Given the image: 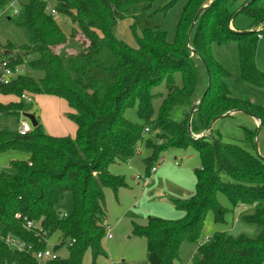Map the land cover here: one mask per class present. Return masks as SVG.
I'll return each instance as SVG.
<instances>
[{
	"label": "trees",
	"instance_id": "16d2710c",
	"mask_svg": "<svg viewBox=\"0 0 264 264\" xmlns=\"http://www.w3.org/2000/svg\"><path fill=\"white\" fill-rule=\"evenodd\" d=\"M53 1L55 14L46 0H28L17 16L30 44H0V71L4 64H26L42 74H23L0 86L2 95L19 99L0 104V115L27 119L24 94L59 97L69 106L67 117L76 125V136L48 134L36 113L37 125L24 136L0 127V154L28 155L11 161L15 174L0 170V264H83L88 252L91 264H98L107 256L105 190L117 194L128 187L110 166L132 160L145 148L148 174L166 160L167 152L190 147L201 157L195 193L170 199L182 217L150 218L146 226H134L133 236L147 239V264H176L184 243L198 244L191 264H264V158L256 150L257 129L244 128L245 146L225 142L213 130L216 120L235 112L250 114L264 130V107L233 95L227 83L231 73L214 55L215 44L236 42L242 78L264 86V72L255 62L264 0L240 5V0H186L173 40L165 31L138 33L132 25L136 46L120 40L115 29L138 13L152 14L159 0ZM180 1L169 0L159 10L167 12ZM9 2L0 0V11ZM56 15L68 17L81 35L74 30L67 36ZM239 16L250 20L247 30L235 25ZM158 99L163 100L156 110ZM134 108L139 123L126 117ZM177 108H182L180 120L173 119ZM67 192L72 210L62 215L59 205ZM219 192L234 209L253 208L243 218L260 228L257 238L217 233L209 242L203 240L207 214L212 211L215 221L223 223L228 211L218 203ZM27 221L34 228L27 229ZM7 236L20 238L34 251L52 247L58 257L41 263L33 252L11 248L4 241ZM63 248L66 258L59 255Z\"/></svg>",
	"mask_w": 264,
	"mask_h": 264
},
{
	"label": "rangeland",
	"instance_id": "374dc122",
	"mask_svg": "<svg viewBox=\"0 0 264 264\" xmlns=\"http://www.w3.org/2000/svg\"><path fill=\"white\" fill-rule=\"evenodd\" d=\"M46 1L53 10L54 1ZM168 1L159 0L155 4L152 14L138 13L135 18H128L120 22L115 29L117 37L131 46H136L132 31V25H135L138 33L145 29L165 31L168 33L169 39L173 40L186 0H181L174 7L167 10V12H164L163 9L159 10ZM27 2L28 0H19L17 8L20 12H22L23 6ZM243 2L244 0H240L239 5ZM55 17L67 36H70L74 30L81 35L78 26L68 17L64 15H56ZM17 18L13 14V8L8 5L0 11L1 45L9 43L19 48L30 44V36L24 28L17 25ZM235 25L247 30L250 26V20L244 16H239ZM259 30H263V33L261 32L263 36L258 40L255 62L257 69L264 72V25ZM214 55L231 73V77L227 79V83L233 95L248 97L256 104L264 107V86L258 83H250L242 78L238 44L233 42L227 47L215 44ZM21 68L24 74L35 78L42 75L41 73L31 71L26 64ZM262 81L264 82V80ZM161 89L160 91L166 93L164 87ZM27 96L31 99V102L23 101L26 113L32 115L36 113L48 134L75 138L77 128L67 117L69 110L65 100L54 96L29 94ZM162 100L158 99L155 101L156 110L159 109ZM181 116L182 108H177L173 113V119L180 120ZM126 117L133 123L141 122L137 114V108L128 110ZM0 125L10 131H17L20 127V118L14 115L1 114ZM244 128L257 129L256 150L264 158V130L259 129L260 123L253 116L244 112H235L233 116L218 119L213 124L214 132H219L225 142L236 143L241 146H245ZM148 155L149 151L142 148L141 153L137 154L129 163H116L110 166L111 173L124 177L130 189H120L117 194L110 188H106L105 190L107 233L111 234L112 238L106 237L103 240L107 256L100 258L98 264H147V239L145 237L133 236L135 224L146 226L150 218L177 220L182 217V212L176 210L171 204L170 199L172 197L167 192L168 190H180V181L177 183L174 180L177 176L172 175L171 178L167 171L169 168L178 169L180 172H183L180 173L181 178L184 176V172L188 173V176L182 181L185 180V183L189 185L191 181H196L193 172L201 167L199 153L192 147L188 150L177 149L167 152L165 155L166 160L158 166V170L162 169L163 177L166 176L165 180L159 181L158 174L156 173V180L150 186H145L143 181L137 180V175H147L143 160ZM27 158L28 155L26 153L19 151L1 153L0 169L15 174L16 170L11 167V161L25 160ZM176 164L179 166H176ZM223 179L226 180V177ZM160 193H163V195H159ZM217 200L228 211L223 223L215 221V214L212 211L207 214L203 235V240L206 243L212 240L217 233H227L234 238H238L241 235L250 238L258 237L260 228L255 224L246 222L243 218L244 215L253 213L252 207L239 206L234 209L229 197L222 192L217 194ZM72 204V194L70 192L65 193L64 199L59 205L61 214H70ZM197 247L198 244L184 243L181 248L180 260L176 264H191ZM59 255L62 258L68 257V250L66 248L61 249ZM91 263V253L88 252L83 264Z\"/></svg>",
	"mask_w": 264,
	"mask_h": 264
},
{
	"label": "built area",
	"instance_id": "2783aa9c",
	"mask_svg": "<svg viewBox=\"0 0 264 264\" xmlns=\"http://www.w3.org/2000/svg\"><path fill=\"white\" fill-rule=\"evenodd\" d=\"M19 3V0H10L8 6L13 8V14L15 16H18L20 11L17 8V5ZM48 10L52 12V14H55L54 11L48 7ZM260 38H262V35H259ZM23 70L20 66H16L14 68H11L7 66V64L3 65V68L0 71V86L8 85L12 79L17 78L20 75H23ZM23 101L31 102V99L27 96V94H24L22 97ZM32 130V124L27 119H20V127L18 129L19 134L22 136L29 134ZM1 170V169H0ZM158 166H154L150 172L146 176H140L137 175V179L140 181H143L145 186H150L155 181V174L157 173ZM17 218H20L19 215H17ZM34 224L31 221H27L26 227L27 229L34 228ZM106 237L112 238L111 234H106ZM4 241L6 244H8L11 248L18 250L19 252H33L34 256L39 260V262L43 263L48 260H54L58 257V254L51 248H47L46 250H39L34 251L32 245L27 244L25 241L21 240L17 237L7 236L4 238Z\"/></svg>",
	"mask_w": 264,
	"mask_h": 264
},
{
	"label": "crops",
	"instance_id": "0c3cea01",
	"mask_svg": "<svg viewBox=\"0 0 264 264\" xmlns=\"http://www.w3.org/2000/svg\"><path fill=\"white\" fill-rule=\"evenodd\" d=\"M18 101H19V99L14 97V96H5V95H2L0 93V104H2V105H6V104H9L11 102H18ZM68 110H69V106H68ZM25 114H28V113H26V111H25L23 116H25ZM0 127H3V126L0 125ZM140 153H141V151H140ZM129 162L130 161H128L127 163H129ZM176 166H179V165L176 164ZM169 169H168L167 173L170 174L171 178H172V175L175 176V177L177 176L176 178H174V180L177 183L180 181L179 185L181 187L180 190L179 189L178 190H172V191L168 190L167 192H169V195L172 198L174 197L176 199H188V198H190L195 193V186H196L197 180L196 181H191L189 183V185H187V183H185V180L184 181H182V180L185 179V177L188 176V173L184 172L185 174L181 178V174L180 173H183V172H180L178 169H174V168H169ZM145 171H146V167H145ZM157 171H158L157 174H158V177H159V181L162 182L163 180H165L166 176L163 177L162 169L161 170L159 169ZM193 174H194V178L196 179L195 171L193 172ZM155 180H156V176H155ZM124 189H130V186L128 185V187L124 188ZM159 195H163V193H160ZM106 220H107V218H106Z\"/></svg>",
	"mask_w": 264,
	"mask_h": 264
},
{
	"label": "water",
	"instance_id": "95a60500",
	"mask_svg": "<svg viewBox=\"0 0 264 264\" xmlns=\"http://www.w3.org/2000/svg\"><path fill=\"white\" fill-rule=\"evenodd\" d=\"M208 6H206V7H203V8H201L200 10H199V12H198V14H197V16H196V20L198 19V17L200 16V14L202 13V11L204 10V9H206ZM195 105L192 107V111H191V113L193 114L194 113V111H195ZM25 117L31 122V124L33 125V126H36L37 125V121H36V118H35V116L34 115H32V114H26L25 115ZM260 129V128H259Z\"/></svg>",
	"mask_w": 264,
	"mask_h": 264
}]
</instances>
